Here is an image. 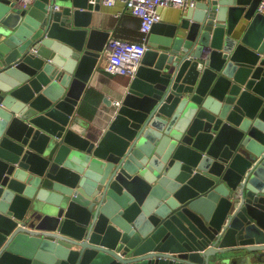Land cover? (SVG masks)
<instances>
[{
    "label": "water",
    "instance_id": "obj_1",
    "mask_svg": "<svg viewBox=\"0 0 264 264\" xmlns=\"http://www.w3.org/2000/svg\"><path fill=\"white\" fill-rule=\"evenodd\" d=\"M262 1L153 25L94 140L101 0H0V264H264Z\"/></svg>",
    "mask_w": 264,
    "mask_h": 264
},
{
    "label": "crops",
    "instance_id": "obj_2",
    "mask_svg": "<svg viewBox=\"0 0 264 264\" xmlns=\"http://www.w3.org/2000/svg\"><path fill=\"white\" fill-rule=\"evenodd\" d=\"M62 0H58L60 6ZM163 20L166 22H175L182 13L179 8L162 7L161 9ZM93 26L102 30H109L111 35L118 38L140 40L142 33L140 27V20L133 16L123 3H118L114 7L101 5V10L94 13ZM150 35V34H149ZM107 54L105 52L104 58L99 63V68L95 71L89 89H93L100 99L96 106V112L93 118H86L92 121L94 132L91 135L94 140H99L101 135L107 130L115 115V109L110 106L103 99L108 97L113 102L121 101V95L124 92V85L129 80V77L123 75H113L106 71Z\"/></svg>",
    "mask_w": 264,
    "mask_h": 264
},
{
    "label": "built area",
    "instance_id": "obj_3",
    "mask_svg": "<svg viewBox=\"0 0 264 264\" xmlns=\"http://www.w3.org/2000/svg\"><path fill=\"white\" fill-rule=\"evenodd\" d=\"M34 0H19V5L28 8ZM199 1L213 0H101V5L114 7L118 3H123L133 16L140 20L141 40L121 39L111 35L106 46L107 65L106 71L113 75H125L132 78L136 75L141 66V60L149 48L148 39L153 25L163 20L162 7L179 8L182 12L195 9ZM95 3V0H91ZM59 6L55 5V9ZM258 11L264 12V0L258 5ZM206 54L209 49L204 51ZM116 106L121 105V101H115Z\"/></svg>",
    "mask_w": 264,
    "mask_h": 264
},
{
    "label": "trees",
    "instance_id": "obj_4",
    "mask_svg": "<svg viewBox=\"0 0 264 264\" xmlns=\"http://www.w3.org/2000/svg\"><path fill=\"white\" fill-rule=\"evenodd\" d=\"M99 99V95L96 94L93 89L87 90V93L83 99V103L80 107V112L82 113V115H84L87 119L93 118Z\"/></svg>",
    "mask_w": 264,
    "mask_h": 264
},
{
    "label": "flooded vegetation",
    "instance_id": "obj_5",
    "mask_svg": "<svg viewBox=\"0 0 264 264\" xmlns=\"http://www.w3.org/2000/svg\"><path fill=\"white\" fill-rule=\"evenodd\" d=\"M172 255H176V254H172Z\"/></svg>",
    "mask_w": 264,
    "mask_h": 264
}]
</instances>
